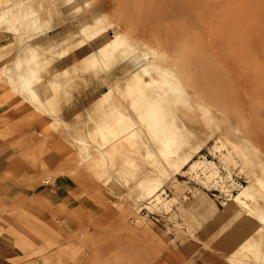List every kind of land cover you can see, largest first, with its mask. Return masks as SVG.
I'll return each instance as SVG.
<instances>
[{
    "label": "rangeland",
    "instance_id": "1",
    "mask_svg": "<svg viewBox=\"0 0 264 264\" xmlns=\"http://www.w3.org/2000/svg\"><path fill=\"white\" fill-rule=\"evenodd\" d=\"M1 1L0 7L6 0ZM154 1L158 5L157 0H74V7L62 0H34V4L42 17H53V24L60 18L55 24H61L58 30L69 26L73 21L70 13L82 7L80 16L100 13L114 22L105 32L106 40L117 29L127 41L140 45V52H161L158 65L176 69L177 61L187 57L210 67V78L217 83L216 94H221V100H206L203 95L209 93L208 89L195 91L186 81L187 95L172 106L176 121L189 130L191 159L180 168L160 167L161 173H156L160 174L161 186L156 195L134 198L132 191V195L128 193L137 173L153 169L151 154L157 153V146L152 141L147 146V134L142 129L134 139L131 137L132 142L122 140L120 145L115 139L116 145L122 146H116V150L108 142L102 146L105 142L93 135L90 127L108 114L98 112L95 100L109 87V79L123 82L130 66L125 65L126 61L115 59L110 66L102 65V76L99 71L82 77L83 72L75 73L76 77L55 88L47 83L51 63L43 71H47L43 75L48 78L44 80L41 74V86L35 84L38 99L16 91L0 73V264H83L88 260V264L92 260V264H235L228 257L234 253L262 264L264 224L261 232L255 231L254 214L239 217L238 208L226 209L224 205L242 184L258 177L263 185L250 186V191L258 196V208L264 211V0H198L197 4L191 0L194 7L186 0L191 8L181 3L185 0H179L177 9L181 13L175 9L172 12L173 6H168L177 0H161L167 16L160 4L156 10ZM165 2L168 5L164 6ZM188 11L193 18L196 16L195 20ZM152 13L161 16L153 17ZM159 24L165 29L156 30ZM181 26L184 29L179 30ZM170 32L180 40L166 39L172 37ZM12 39V31L0 27V43L6 46ZM7 48L0 49V53ZM48 52L52 51L44 55L51 59L52 53ZM56 53L52 62L59 57ZM12 55L10 51L0 60V68ZM120 94L115 102L123 104V109L130 111L128 116L141 125L136 109ZM89 108L95 111L94 116ZM7 112L14 115L12 123L4 118ZM128 146L139 151V156L134 149L126 151L130 150ZM104 147L109 149L107 160H112V167L109 163L89 162V155ZM218 211L227 218L237 216L238 221L227 227L212 222ZM6 254L11 258H3Z\"/></svg>",
    "mask_w": 264,
    "mask_h": 264
},
{
    "label": "bare ground",
    "instance_id": "2",
    "mask_svg": "<svg viewBox=\"0 0 264 264\" xmlns=\"http://www.w3.org/2000/svg\"><path fill=\"white\" fill-rule=\"evenodd\" d=\"M9 1L11 2L12 0H9ZM9 1L6 0V2H4V3L6 4ZM49 1L60 2L61 0H49ZM62 1L64 4H66L69 7H70V5L73 6L72 3L74 0H62ZM159 1H161V0H157L158 5L162 2V1L161 2H159ZM172 1H174V0H172ZM190 1H186V3H184L182 1L181 3L186 4V5L187 4L190 5L189 3L192 2V1L191 2ZM196 1L198 3V0H194V3H196ZM1 2H3V0ZM154 2H155V5L158 6L156 4V1H154ZM176 2L177 3H174V5L173 4L168 5L167 2H165L164 6L166 4L168 6L172 5L173 7H170V10L172 8V10H173L172 12H174V9L179 10V8L177 9V7H180L179 6V0H177ZM34 3H35L34 0H14L10 4H8V5L4 4V6L0 7V27H2V29H6V31H8V29H9L14 34V39H12L10 44H8L6 42L7 45H9V49L7 48L8 47L7 45L5 46V45L0 43L1 44L0 45L1 51L4 47L8 49V50H6V52L3 50L4 52L0 53V59H5L6 56L8 55V53H10V51H11V53H13V55L9 59H7L3 62L2 66H1V68L3 67V72L0 71V73L5 74L8 83H10L11 86L16 91H21L22 94H24V95L28 94L29 96H31L30 98L38 99L39 98V92H37V91H39V90H36L35 84H37V85L41 84V83H38L40 81L41 74H42V77L45 76L43 78L44 80H45V78L46 79L48 78V77H46V74L43 75V73H46L47 71L46 72H43V71H45V69L48 67V65H51V63H53L52 59L54 57L53 55L55 54V50L57 52L56 54L59 55V57H63L65 55H67L69 53V51H71L73 49L81 48V47L87 45L89 42L93 41L94 39L103 35L108 29L113 27L114 22L110 21L107 17H105L104 15H102L100 13H90L84 17L80 16V15H82L84 8L77 7V8H75V10L72 13H70L71 17L73 18L72 19L73 21L69 24V26L65 27V29H63V30H58V29H55L54 26H55V24L59 23L58 21L60 20V18H59V20H58V18H56V20H58V21H57V23L53 24L52 23L53 17H50V14H48L47 17H42L41 13H40V8H38ZM169 3H172V2L170 1ZM77 4H78V2H77ZM191 4H193V2ZM195 5L193 4L192 6L194 7ZM74 6H76V4ZM144 6L146 7V5H144ZM162 6L163 5L160 4V9L161 8L164 9ZM187 6H186V10L187 9L189 10V8H187ZM192 6L190 5L189 7L191 8ZM69 7H67L68 10H69ZM181 7L184 8V6H181ZM158 8H159V6L157 7L156 10H158ZM183 8H182V10H183ZM162 9H161V12L165 13V11H164L165 9L163 10L164 12L162 11ZM144 10H146V8ZM152 11H154V10H152ZM141 12L143 13V11H141ZM158 12L159 11H157V13ZM177 12L181 13L182 11L179 10ZM195 12H196V10H195ZM170 13H171V11H170ZM200 13H201V10H200ZM172 14H174V16H175L176 13H171V15ZM198 14H199V12H198ZM63 15H65V14H63ZM154 15L157 18L158 17L160 18V16H161L158 14L156 15L155 13H154ZM163 15H166V13ZM189 15L191 16V13ZM143 16H145V15H143ZM147 16H149L148 13H147ZM151 16H153V13ZM155 16H153V17H155ZM191 17L193 18V15ZM137 19H138V16H137ZM141 19H144V18L141 17ZM195 19H196V16L193 18V20H195ZM175 20H174V23H175ZM179 20H180V18L178 19L177 23L180 22ZM63 21H66V20H63ZM159 21L160 20H158V22ZM61 22H62V19H61ZM140 23H141V21H140ZM142 23H143V21H142ZM181 23H183V22H181ZM152 25H155V24L153 23V24H151V26ZM163 25L159 24L158 28H157V26H155V28H157L156 30H161V29H159V27H161V28L163 27V29H165ZM176 25H179V24H176ZM176 25H174L175 29H176ZM147 29H149V28L147 27ZM163 29H162V31H163ZM180 29H184L183 26H181V28H179V30ZM168 30L170 31V28ZM176 30H178V29H176ZM157 32H159V31H156V33L153 35L155 36L157 34ZM173 32H175V31H173ZM176 32H178V31H176ZM181 32H182V30H181ZM172 33L170 32V36H172V37L167 36L166 39H168V38L174 39L173 38L174 35H172ZM40 35L43 36V40H41L40 42H35L34 38L37 36H40ZM176 37H177V35H176ZM177 38L174 40L179 41L180 39L178 38V40H177ZM157 39H158V37H157ZM161 40H162V38H161ZM133 44L129 40L127 41L126 36H124L121 33V31L116 29V31L105 42L98 45L96 48L89 50L87 53L80 56L76 61L72 62L71 64H69L65 67H62L60 69H55V70H54V67L52 66L51 67L52 73L50 70L51 74L49 76V81H47V83L49 82V84L53 85L54 88H55V86L57 87L58 85L62 86V84L67 83L70 78L75 76V73L78 74L79 72H81V73L83 72L80 75L81 77H82V75L87 76L86 74H90L89 72H92V74L95 72V74H96V73H98V71L100 72V70L102 69V65H109V63L115 59H119L121 61H126L125 65L130 63V66H128L129 68H126V70H125L123 82H120L118 79H115V80L109 79V84H108L109 87H107V89L105 91H103L95 100L94 105H95V108H97L98 112L103 113L104 111H107L108 114L105 117L100 118V120H97L96 122H94L95 125H92L90 127H91V129L93 128V130H94L95 134H93V135H95V136L99 135L100 139H102L105 142L104 144L102 143L103 144L102 146H105V144H107V142H108L110 144L111 148L113 146V148L115 147L116 150L118 149V147H120V145H121L120 143H122V140H124V141L127 140L128 142H132L131 137H132V139H134L135 137H133V136L137 133V131L144 129L145 133L147 134V136H146L147 139L145 140V138H144V140H145L144 142H146L147 146H149L150 142L152 141L151 142L152 145L157 146V153L155 154V152H153L151 154L152 156H154L152 158L154 160L153 169H151V170L143 169V167L141 166L143 170H141L139 173H137L135 180L132 181L133 183L131 185V188L128 190V193H131V191H132L133 195L135 196L134 198L139 197V196L140 197L141 196H148V197L150 196L151 197V196L156 195V193L158 192V190L160 189V186H161V180L159 178L160 174L159 173L157 174L156 173L157 171H160L161 168H163L165 170L169 169V168H173V169L174 168H180L183 165H186L189 162V160L191 159L190 152H191V149L193 146L188 139V137H189L188 131L189 130L183 124L177 122L176 119L174 118V116L172 115L173 103L177 99L182 98V96L187 95V90H186V86H185L186 81L190 82V84L192 85V87L195 91H198L199 89H201L202 92L203 91L206 92V89H208L209 93L206 95H203V97L206 100L210 98L209 100H212L211 102H213V101L218 102L219 100H221L222 96H221V94H218V92L216 94V90H217L218 85L216 82L211 80V78H210L211 68L208 67L204 62H198V60H197V62H195L193 59L191 60V58L189 59L187 57H184V58L179 59L177 61V68L176 69H173V68L167 69L165 67V65L163 67L162 63L159 65L157 64L156 60L158 58H159L158 60L161 61L160 55L158 54L161 52H158V53H156V52L152 53L151 52L153 55L149 54L146 51L140 52L141 49L140 50L137 49L140 45L138 47H136ZM47 51H52V52H48V53H52L51 59H49L50 58L49 56L47 57V55H44V53H46ZM158 55H159V57H158ZM167 55H169V54H167ZM167 55H165V56H167ZM193 55H195V54H193ZM167 57H169V56H167ZM182 57H183V54H182ZM205 59H206V56H205ZM202 60H204V59H202ZM114 63H115V61H114ZM172 67H173V65H172ZM1 68H0V70H1ZM109 68H111V67H109ZM109 70H111V69H109ZM100 73H99V75H100ZM109 73H111V71H109ZM48 74L49 73H47V76H48ZM101 76H102V73H101ZM92 77H93V75H92ZM89 78H91V77H89ZM44 80H43V82H44ZM93 80H94V82L96 81L95 79H93ZM75 81H73V82L75 83ZM97 81H98V79H97ZM92 82L93 81H91V83ZM91 83H89V84H91ZM186 85H187V83H186ZM43 86H44V83H43ZM37 87L39 88V86H37ZM53 87H52V89H54ZM39 89L42 90V88H39ZM45 90L46 89H44V91ZM44 91H42V92H44ZM46 91H48V89ZM116 92L121 93L122 96L124 97V99L126 98L129 101L130 105L136 109V112L138 114V118H139L141 125H138L136 120L134 121L133 119H131L128 116L127 112H130V111L126 112L125 109H123V108H126L123 104H120V106H119L118 105L119 103L115 102L116 96L119 94V93L116 94ZM26 97H28V96L26 95ZM48 97L49 96H47V98ZM48 99H50V98H48ZM45 100H47V99L45 98ZM89 106L91 108V105H89ZM90 108H89V110H90ZM91 112H93V109ZM94 112L91 113L92 116H94L93 115ZM129 115H130V113H129ZM57 116H59V115H57ZM77 116H78V114H77ZM58 118H57V120H58ZM75 118H77V117H75ZM74 120L75 119H73V122H71V123H74ZM75 122H76V120H75ZM74 125H75V123H74ZM115 125L119 126L117 130L112 129L113 127H115ZM89 130H90V128H89ZM136 136H138V135H136ZM138 138L141 139L140 136ZM115 139L118 140V143L120 142L119 143L120 145L119 144L116 145L117 142L115 141ZM94 140H95V138H94ZM111 140H114V141L111 142ZM80 142H82V141H79V144H80ZM97 142L99 143L102 141L97 140ZM84 143H85L84 147L87 148L88 144L86 145V142H84ZM79 144H77V146ZM129 144H131V143H128V145ZM134 144H136V143H134ZM79 146H81V144ZM116 146H118V147L116 148ZM129 146L127 149H130ZM132 146H133V143H132ZM120 148H122V146ZM139 148H140V145H139L138 149ZM82 149L84 150L83 147H82ZM131 149H132V147H131ZM131 149L126 150V151H129V153H130L133 151L134 147L132 150ZM196 150H195V152H196ZM134 151H136V150L134 149ZM143 151H141V152H143ZM145 151H146V148H145ZM119 152L122 153L121 151H119ZM136 153L138 154L140 152L136 151ZM149 153H151V150ZM87 154L89 155L90 153L88 152ZM109 155L110 154H109L108 148H105V147L100 148L99 150H97V153L89 155L91 158V159H89V162L99 163L101 165H104L105 163H109L110 167H112L111 166L112 160H110V161L107 160L110 157ZM125 155H127V154H125ZM140 155H145V154L141 153ZM138 156H139V154H138ZM120 157L123 158L125 156L120 155ZM117 166H118V164L116 165V167ZM106 167L109 168L108 170L107 169L106 170L110 171V167L107 165H106ZM118 169H120V168H118ZM160 173H161V171H160ZM105 175H107V174H105ZM109 175L113 176L115 174L111 173ZM260 185L261 186L263 185L262 181L258 177L257 178L252 177L251 181L248 184H242L240 189H238L237 193L233 194L230 201L226 202L224 205L226 207V209L229 208V209L233 210V209L238 208L239 213H237V216H239L241 214H254L255 219L253 220L254 221L253 223H255L257 225V227L255 228V231H258V232L263 229L262 225L264 224V211L263 210L261 211L258 208V206H260L259 202H258V196L254 195L250 191V186L255 187V186H260ZM132 193H131V195H132ZM131 197H133V196H131ZM155 197L158 198V196H155ZM131 199H133V198H131ZM237 216H236V218L235 217L232 218V216H231V218H227L223 214V212L218 211L214 214L213 218H211L210 220H212V222H214V223L221 222V223H223L222 224L223 227H227L230 224L232 226V224L234 222L236 223V221H238ZM241 216H243V215H241ZM244 217H246V216H244ZM18 221H20V220H18ZM244 223L246 224V222H244ZM210 225H211V222H210ZM73 234H75V233H73ZM256 234H257V232H256ZM260 234H262V233H260ZM74 238H75V236H74ZM82 241H84V240H82ZM246 243H248V242H246ZM244 244H243V246H244ZM251 246H253V245H251ZM248 247H249V245H248ZM247 249H246V251H247ZM246 254H248V253H245L244 255H246ZM92 255H94V254L92 253ZM259 256H257V258ZM228 257H230V259H232L231 261L234 262L235 264H257L256 259H255V261H251L250 259L244 258L245 256L242 257V255H240V254L238 256L235 253L230 254ZM246 257H248V255ZM88 261H86V263L85 262L84 263L88 264L87 263ZM259 261H261V260H259ZM92 263H93V260H92ZM261 263L264 264V260ZM99 264H100V261H99Z\"/></svg>",
    "mask_w": 264,
    "mask_h": 264
},
{
    "label": "crops",
    "instance_id": "3",
    "mask_svg": "<svg viewBox=\"0 0 264 264\" xmlns=\"http://www.w3.org/2000/svg\"><path fill=\"white\" fill-rule=\"evenodd\" d=\"M69 21V19H68ZM61 26V24L59 25ZM59 26H54L55 29H59ZM41 36V37H40ZM34 38L35 42H40L41 40H43V36L40 35ZM105 37V33L103 35H101L100 37L94 39L93 41L89 42L87 45L81 47V48H77V49H73L71 51H69V53L63 57H55L53 60V67L55 69H60L62 67H65L69 64H71L72 62L76 61L80 56L84 55L83 53L87 50V48L89 49V47H91L93 49V47H97L98 45L102 44L103 42L106 41ZM75 59V60H74ZM2 60V59H0ZM6 117H4L9 123L13 122V118L14 115L12 113H5ZM21 147L23 148V145L21 144ZM54 158H51V160H53ZM1 248V245H0ZM3 258H5L6 260L11 258V255H4Z\"/></svg>",
    "mask_w": 264,
    "mask_h": 264
},
{
    "label": "built area",
    "instance_id": "4",
    "mask_svg": "<svg viewBox=\"0 0 264 264\" xmlns=\"http://www.w3.org/2000/svg\"><path fill=\"white\" fill-rule=\"evenodd\" d=\"M48 181V180H47Z\"/></svg>",
    "mask_w": 264,
    "mask_h": 264
}]
</instances>
